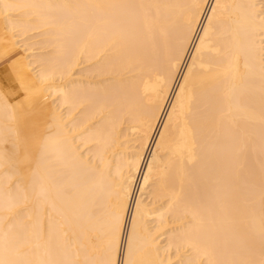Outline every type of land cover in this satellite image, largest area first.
Wrapping results in <instances>:
<instances>
[{
    "label": "bare ground",
    "instance_id": "bare-ground-1",
    "mask_svg": "<svg viewBox=\"0 0 264 264\" xmlns=\"http://www.w3.org/2000/svg\"><path fill=\"white\" fill-rule=\"evenodd\" d=\"M0 264H264V0H0Z\"/></svg>",
    "mask_w": 264,
    "mask_h": 264
}]
</instances>
